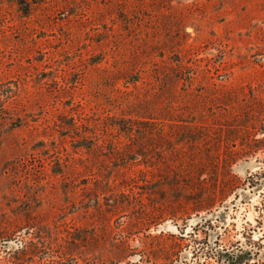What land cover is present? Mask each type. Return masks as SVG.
<instances>
[{
	"label": "rangeland",
	"instance_id": "374dc122",
	"mask_svg": "<svg viewBox=\"0 0 264 264\" xmlns=\"http://www.w3.org/2000/svg\"><path fill=\"white\" fill-rule=\"evenodd\" d=\"M0 264H264V0H0Z\"/></svg>",
	"mask_w": 264,
	"mask_h": 264
}]
</instances>
